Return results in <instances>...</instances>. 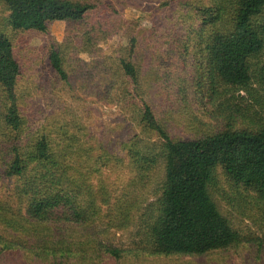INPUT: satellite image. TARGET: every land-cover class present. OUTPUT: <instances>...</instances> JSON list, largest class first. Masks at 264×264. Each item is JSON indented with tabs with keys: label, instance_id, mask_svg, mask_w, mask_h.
Masks as SVG:
<instances>
[{
	"label": "trees",
	"instance_id": "16d2710c",
	"mask_svg": "<svg viewBox=\"0 0 264 264\" xmlns=\"http://www.w3.org/2000/svg\"><path fill=\"white\" fill-rule=\"evenodd\" d=\"M3 1L12 29L46 31L50 23L66 21L82 29L81 38L86 42L82 50L89 53L92 49L88 45L96 43L100 34L104 38L109 33V15H102L106 9L98 8L95 0ZM158 1L160 6L178 5L189 10L180 22L189 26V36L197 31L203 34L206 46L201 53L207 58L205 67L213 95L219 94L217 87L222 85L245 89L254 113L247 108L226 115L219 109L213 117L227 118L224 127L177 138L141 91L135 58L137 38H132L126 54L109 62V70L129 88L126 91L139 110L141 130L157 136L150 153L132 147L128 156L138 170L160 161L164 166L156 198L141 213L143 245L140 248L141 242L137 244L134 254L192 256L232 248L245 239L214 198L215 191L220 190L219 174L234 188H242V194L248 192L254 201L264 202V101L251 87L252 65L264 49V19L259 20L264 0H203L195 5L191 0ZM226 11L233 14L231 26L204 36L209 27L224 22ZM65 57L61 46L53 48L49 66L68 83ZM20 73L13 43L0 30V224L14 231L7 235L0 230V262L17 257L16 264H78L93 256L119 260L131 254L133 248L106 242L88 230L102 209L93 188L80 182L71 169L78 156L73 144L82 141V151L90 140L80 138L71 121L67 123L70 129L60 121L49 126L30 114L18 87ZM204 83L202 78L200 84ZM243 123L246 127H240ZM52 133L61 136L59 149ZM4 184L8 185L6 190H2ZM101 199L103 204L109 203L107 198ZM259 208L264 214V206Z\"/></svg>",
	"mask_w": 264,
	"mask_h": 264
},
{
	"label": "rangeland",
	"instance_id": "374dc122",
	"mask_svg": "<svg viewBox=\"0 0 264 264\" xmlns=\"http://www.w3.org/2000/svg\"><path fill=\"white\" fill-rule=\"evenodd\" d=\"M191 1L195 5L203 0ZM95 2L99 3L98 8L106 9L103 16L109 15L106 26L109 33L104 38L100 34L96 43L91 42L89 53L82 50L86 47L81 38L82 29L66 21L56 20L46 31L12 29L8 24L9 10L0 0V30L10 37L21 65L18 87L26 109L49 126L60 121L69 127L67 123L71 121L76 128L74 132L90 140L82 151V141L73 144L74 155L78 156L71 169L80 182L93 188L97 205L102 209L98 221L91 223L88 230L106 242L133 248L131 254L119 260H99L93 256L88 262L80 260L78 264H264V214L259 208L264 202L254 201L253 194L250 196L248 192L242 194L244 190L234 188L222 173L217 186L220 190L215 191L214 198L245 241L201 255L134 254L144 238L141 213L156 198L163 182L164 166L160 161L149 167L144 164L138 170L133 158L128 156L132 147L150 153L149 147L157 136L141 130L137 122L139 110L126 91L129 88L109 70V62L126 54L132 38H137L135 58L141 91L161 122L177 138H191L224 127L227 118L213 117L219 109L225 110L226 115L239 114L250 109L252 102L245 89L235 90L231 86H219V94L213 95L205 67L207 58L201 53L206 46L203 34L197 31L189 36V26L180 22L188 9L178 5L160 6L162 2L158 0ZM226 12L224 22L216 28L209 27L204 36L231 26L233 14ZM263 19L264 12L259 16V20ZM58 46L65 52L68 83L60 80L49 66V53ZM252 69L251 87L260 92L264 101V49ZM202 78L204 85L200 84ZM240 127H246L245 123ZM52 136L59 149L61 136L56 133ZM7 188L4 184L2 190ZM104 197L109 203L103 204ZM0 230L7 235L14 233L4 224H0ZM141 245L142 242L140 248ZM8 258L0 263H17V257ZM69 264L75 263L69 261Z\"/></svg>",
	"mask_w": 264,
	"mask_h": 264
}]
</instances>
